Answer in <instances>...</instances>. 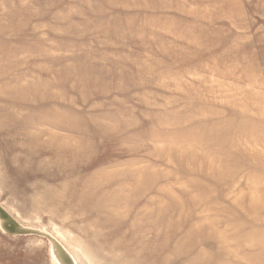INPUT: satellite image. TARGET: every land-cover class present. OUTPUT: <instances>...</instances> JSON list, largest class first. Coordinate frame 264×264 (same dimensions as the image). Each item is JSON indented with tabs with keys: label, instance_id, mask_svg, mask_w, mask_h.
Returning a JSON list of instances; mask_svg holds the SVG:
<instances>
[{
	"label": "rangeland",
	"instance_id": "rangeland-1",
	"mask_svg": "<svg viewBox=\"0 0 264 264\" xmlns=\"http://www.w3.org/2000/svg\"><path fill=\"white\" fill-rule=\"evenodd\" d=\"M0 204L75 264H264V0H0Z\"/></svg>",
	"mask_w": 264,
	"mask_h": 264
},
{
	"label": "water",
	"instance_id": "water-1",
	"mask_svg": "<svg viewBox=\"0 0 264 264\" xmlns=\"http://www.w3.org/2000/svg\"><path fill=\"white\" fill-rule=\"evenodd\" d=\"M0 230L12 236L33 235L43 238L48 242L52 258L57 264H75L71 255L55 237L42 229L22 225L1 204Z\"/></svg>",
	"mask_w": 264,
	"mask_h": 264
}]
</instances>
